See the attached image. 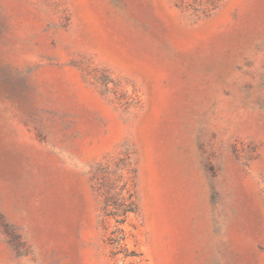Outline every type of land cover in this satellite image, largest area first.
Listing matches in <instances>:
<instances>
[{
  "label": "rangeland",
  "instance_id": "obj_1",
  "mask_svg": "<svg viewBox=\"0 0 264 264\" xmlns=\"http://www.w3.org/2000/svg\"><path fill=\"white\" fill-rule=\"evenodd\" d=\"M0 264H264V0H0Z\"/></svg>",
  "mask_w": 264,
  "mask_h": 264
},
{
  "label": "trees",
  "instance_id": "obj_2",
  "mask_svg": "<svg viewBox=\"0 0 264 264\" xmlns=\"http://www.w3.org/2000/svg\"><path fill=\"white\" fill-rule=\"evenodd\" d=\"M134 210H135V207L131 206L130 208L126 209V212H128V211H134ZM118 221L119 222H123L122 219H119Z\"/></svg>",
  "mask_w": 264,
  "mask_h": 264
}]
</instances>
